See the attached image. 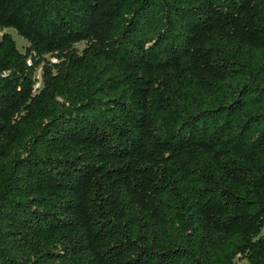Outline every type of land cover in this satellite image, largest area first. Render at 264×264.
<instances>
[{
	"label": "trees",
	"instance_id": "1",
	"mask_svg": "<svg viewBox=\"0 0 264 264\" xmlns=\"http://www.w3.org/2000/svg\"><path fill=\"white\" fill-rule=\"evenodd\" d=\"M5 29L0 264H264V0H0Z\"/></svg>",
	"mask_w": 264,
	"mask_h": 264
},
{
	"label": "rangeland",
	"instance_id": "2",
	"mask_svg": "<svg viewBox=\"0 0 264 264\" xmlns=\"http://www.w3.org/2000/svg\"><path fill=\"white\" fill-rule=\"evenodd\" d=\"M3 33H8L10 34V36L12 37V39L15 41L16 43V47L17 49L20 51V52H24V49L25 47L27 46V43L22 39L20 38L19 36H17V34L15 33L14 30L12 29H5L3 30L2 32H0V37ZM78 50H81L83 49L84 47V44H77L75 46ZM36 78L39 80V82L37 83V86L40 87L41 83H40V69L37 70V73H36ZM237 264H246V262L242 259H238L237 260Z\"/></svg>",
	"mask_w": 264,
	"mask_h": 264
}]
</instances>
